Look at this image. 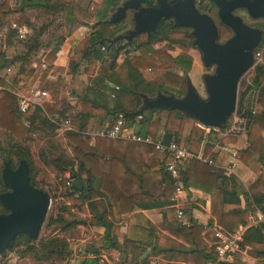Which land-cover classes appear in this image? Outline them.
Instances as JSON below:
<instances>
[{"label": "trees", "instance_id": "1", "mask_svg": "<svg viewBox=\"0 0 264 264\" xmlns=\"http://www.w3.org/2000/svg\"><path fill=\"white\" fill-rule=\"evenodd\" d=\"M101 1L104 11L99 13L98 20L91 26L86 43L81 50L82 60L70 61L68 67L69 73L75 75L83 66L81 62L84 64L82 68L85 71L91 65L93 67L95 62H100L95 81L101 86L109 88L113 92V98L109 103L91 100L86 95L82 96L79 99L80 110L71 116V125L79 131H84L88 129V122L94 116L109 113L114 116L112 125L122 116L126 126L136 127L138 134L161 138L166 142L174 140L180 143L186 118H188L184 113L162 108L147 110L140 118L128 116V114L141 105V94L150 97L155 96L158 92L176 97H181L184 94L186 76L193 61L192 56L188 53L192 48V37L189 32H180V29L184 28L161 20L156 32L151 36L147 37L146 34H141L130 43L121 44L120 41H117L108 48L107 40L126 30L128 23L125 21L111 23L106 20L108 8L119 5L120 0ZM63 5L62 0H18L14 6H9L4 0L0 2V29L11 21L18 25L25 24L31 27L33 25L32 18L27 15V9L41 10L43 14L50 15ZM199 9L209 13L207 4ZM217 26L220 41L231 36V31L227 27L220 22ZM12 40L13 34H10L8 47L15 45ZM158 43H168V47L165 49L154 48ZM38 45L36 38H30L29 41L21 45V49L10 60L4 58V55L2 56L0 68L7 64L14 67L12 78H9L13 84L17 82L16 78L29 76L32 73V69L29 68L30 58ZM173 46H178L181 52L175 55L169 54L167 49ZM259 50L264 53V35L255 52H259ZM56 51L57 47L50 48L45 62L51 64L55 59ZM121 54L124 58L121 65H118L116 60ZM175 68L179 72H175ZM146 72H151L154 75L161 72L162 81L154 82L152 77H146ZM249 78L252 80L253 87L257 89L255 114L247 133L248 144L246 148L236 152V157L239 161L246 163L253 156H257V159L264 164V64L255 65L249 71ZM109 82L113 84L112 88L109 87ZM249 90L250 87L239 90L237 107L240 110L243 109V101ZM55 112V109L44 104L43 107L34 106L29 112L21 113L18 109V97L14 93L13 87L3 79L0 80V131L6 136L4 141L0 140V194L9 190L2 179L4 164L8 163L14 169L20 160H25L29 166L30 183L47 192L40 177L42 169L34 159L29 145L32 135L40 131L48 137L49 149L47 153L40 152L39 158L43 165L50 167L59 188L61 187L57 198H70L78 194L81 200H94L101 196L109 201L114 200L116 198L114 191L79 190L76 181L73 182L72 176H70L71 185H66V179L62 177L66 170H69L71 175L74 174V177H80L81 172L85 171L87 176L92 179L94 174L92 170L90 171L91 168L88 164L94 163L97 159H94L90 154V151L92 152L94 149L88 147V138L83 139L79 133L70 132L67 134L68 139L75 144L73 156L67 154L54 142L53 137L58 126L52 119L57 120V116L66 117L65 110L58 111L57 116H55ZM195 122L197 121L195 120ZM227 123L228 120L221 129H224ZM230 139L234 140V138ZM118 140L120 139H110V141ZM130 143L144 147L148 153L155 152L150 145ZM178 169L179 176L175 179L166 172L164 160L160 163L161 179L159 182L166 183V186L164 190L160 188L159 192L155 189V185H152L150 192L152 202L146 207L172 206L175 202L172 195L175 192L176 182H180L186 188L195 187L209 194L212 215L209 225L214 222L226 232L232 233L246 226L249 222V210L253 206L264 213V170L245 187L234 175L223 176L213 166L197 159L187 161ZM155 176L158 174L153 172L152 178ZM219 179L224 183L219 185ZM242 195L247 198V208L241 206L240 196ZM117 198L122 199L119 194ZM58 202L55 211L48 214L42 229L43 235L36 242L29 239L26 234H19L10 242L5 253L16 249L21 256L29 255L36 264H65L71 255L69 239L72 237V231L78 224H83L85 221L74 218V215L69 211V206L64 201ZM7 212L8 210L0 202V214ZM165 212L171 214L174 209L170 207ZM93 219L97 224L106 226L105 237H108L109 226L106 224L105 217L100 219L94 215ZM204 230L197 224L178 227L175 233L185 240L187 247L179 245L177 242H171L170 249L176 246L173 250L179 253V257L173 256V258L181 259L188 264H244L240 251H230L224 260H218L215 251L205 252V242L201 237ZM142 231L146 232L144 229ZM160 245L158 241L155 248L161 249ZM240 247L241 249L249 247L259 259L258 264H264V223L247 227L243 232ZM5 253L0 256V264H8L2 259ZM90 262L96 264L97 259Z\"/></svg>", "mask_w": 264, "mask_h": 264}, {"label": "crops", "instance_id": "2", "mask_svg": "<svg viewBox=\"0 0 264 264\" xmlns=\"http://www.w3.org/2000/svg\"><path fill=\"white\" fill-rule=\"evenodd\" d=\"M109 8L107 17L111 13ZM72 11L75 14V11ZM103 11L104 8L99 7L95 13L96 17ZM89 24L73 25L67 34L50 42L45 54L38 57V48H43L42 42L47 38L45 34L40 35L43 41L38 43L39 45L32 55H35L38 61L30 59L29 68L32 69V73L29 76L18 77L17 83V86L23 90L31 87L45 90L42 88L45 84L50 87L64 85L68 88L69 95L64 99L63 97L53 98L51 95L44 99V104L55 109V116L58 111H66V117L57 116V120L52 119L58 126L55 132L65 141V150L70 156L75 153V144L68 139L67 134L75 132L79 133L83 139L88 138V147L94 149V151H90V154L97 160L94 163H86L94 174L92 179L87 176L85 171L81 172L80 177H74L69 170L67 171L72 176L74 183L77 180L81 181V189L114 191L116 198L118 194L122 197L121 200L117 198L118 201L116 198L109 201L102 196L94 200H81L78 194H75L70 198L63 199L74 218L85 221L83 224H78L72 231L78 233L69 239L71 255L65 264H93L90 261L94 259H97L96 264H188L181 259L173 258V256L179 257V253L173 250L176 246L171 249L169 247L171 242H177L179 245L187 247L185 240L175 233V230L182 226L176 215V203H179L182 208L184 220L188 222V225L197 224L205 229L201 237L205 242V252H211L214 251L215 242L211 229L215 223L212 222L213 224L209 225L212 220L209 194L195 187L186 188L178 182L183 193L176 196L175 189L172 195L175 202L172 206L146 207L152 202L150 193L152 185H155V189L159 192L160 188L164 190L166 186V183L159 182L161 179L159 165L164 160L163 154L156 151L148 153L144 147L131 144L130 141L121 139L110 141L107 138L101 139L87 135L89 131L111 126L114 116L109 113L94 116L89 120L87 130L79 131L71 123V130H61L60 121L71 120L70 117L80 110L79 99L82 96L86 95L91 100L109 103L113 98V92L109 88H105L95 81L100 62H95L93 70L89 72L83 70L84 64L81 62L83 66L75 75L69 73V62L82 60L81 50L92 26ZM67 25L69 24L67 23ZM124 41H120L121 44H124ZM56 47L54 61L51 64L45 62L50 48ZM154 48L161 47L156 44ZM191 56L193 61L188 76L194 67L198 68V60L193 54ZM123 58L122 54L117 58L118 65H121ZM262 62L264 64V60ZM109 87H113L111 82H109ZM46 91L48 92V90ZM256 96V89H250L247 92L243 101V109L246 112L255 107ZM131 129L136 131V127H131ZM230 138H234V140ZM181 143H185L194 152H203L210 156L214 162V165L211 166L219 174L234 175L245 187L264 170V164L257 159V156H253L246 163L239 161L236 157V152L246 148L248 144L247 134L240 137H222L217 132L207 134L198 122L190 123L186 120ZM186 162L184 161L180 166L185 165ZM74 169L76 170V166ZM153 172L158 176L152 178ZM218 183L221 185L224 182L219 179ZM240 199L242 208H247L246 196L242 195ZM170 207L174 209L171 214L165 212ZM250 212L251 210H249V215ZM94 215L100 219L105 217L106 224L109 226L108 237H105L106 226L97 224L93 219ZM251 225L253 224L249 221L244 227L246 229ZM158 241L162 246L159 250L155 248ZM88 247H95L97 252H88L86 250ZM240 253L244 264H258L259 259L249 247L241 249Z\"/></svg>", "mask_w": 264, "mask_h": 264}, {"label": "water", "instance_id": "3", "mask_svg": "<svg viewBox=\"0 0 264 264\" xmlns=\"http://www.w3.org/2000/svg\"><path fill=\"white\" fill-rule=\"evenodd\" d=\"M208 1L216 7L218 21L231 31V36L223 41L219 40L215 20L200 11L195 0H120L119 5L109 8L107 22L125 21L129 27L108 39V48L117 41L130 43L141 34L149 37L156 32L161 20L167 19L177 27L190 29L192 47L200 53L201 62L213 67V72L201 77L205 97L187 75L181 97L161 92L152 97L141 94V105L128 116L140 118L147 110L163 108L184 113L202 127L221 128L234 112L239 80L254 65L255 49L264 35L261 28L248 25L237 12L253 20L264 19V0ZM2 179L9 190L0 194V202L8 210L0 214V256L19 234H26L31 240L39 238L51 202L46 191L30 183L25 160H20L14 169L5 163ZM76 185L80 190L81 181L77 180ZM86 250L97 252L95 247Z\"/></svg>", "mask_w": 264, "mask_h": 264}, {"label": "built area", "instance_id": "4", "mask_svg": "<svg viewBox=\"0 0 264 264\" xmlns=\"http://www.w3.org/2000/svg\"><path fill=\"white\" fill-rule=\"evenodd\" d=\"M70 16V12L66 15ZM66 24V20L64 21ZM48 29L47 24L40 25L36 31L32 27H29L25 24L18 25L16 22L11 21L7 25L3 26L0 29V64L2 62V56L4 58H8L6 54V47H8V36L13 34V43L23 44L29 41L30 38H36L39 42L43 41L41 39L42 34H45V30ZM41 35V36H40ZM38 57L43 56L45 54V49L41 47L38 48ZM261 54L260 52L254 53V65L262 64ZM251 68V69H252ZM250 69V70H251ZM249 70V71H250ZM14 71V67L7 64L3 68H0V80L3 79L6 83H8L11 87H13L14 93L18 97V109L21 113L29 112L34 106L43 107L44 99L49 98L50 94L46 90H41L39 88L31 87L28 90H23L17 85L13 84L9 75ZM249 71H247L239 80L238 83V93L239 90L245 89L246 87H250V89H256L253 87L252 80L249 78ZM257 91V89H256ZM113 97V95H112ZM255 114V107L246 112L244 109H239L236 104V108L234 112L228 118V123L224 127L221 128H206L202 127L204 131L209 134L211 132H217L220 136H232V137H240L246 135L252 123V118ZM71 120L65 119L61 120L59 125L61 126L62 131L71 130L70 126ZM87 135L92 137H103L107 139H121L135 143H142L146 145H150L154 148L156 152H159L164 155V167L167 173L170 174L171 177L177 179L179 176V166L184 161H189L192 159H197L199 161L205 162L209 165H214V162L210 156L205 155L203 152H194L188 148L184 143H177L174 140H170L168 142L162 140L161 138H153L150 135H141L136 131L132 130L131 127H127L125 124V120L122 116H120L116 122L109 127L101 128L93 131L87 132ZM63 178L66 179V185L70 186V174L69 171H65L62 175ZM176 196H179L183 193L182 187L176 182ZM176 215L180 220L182 225H188V222L184 220V212L180 207L179 203H176ZM249 221L253 225H258L260 223H264V213L253 206L249 215ZM245 227H241L235 232L229 233L224 231L221 227L214 224L212 226L211 231L213 232V237L215 239L214 242V251L217 254L218 260H224L230 251H240V244L243 240V232ZM7 253L4 255L6 256ZM12 252H8V264H13L12 261H9V258L12 256ZM7 257V256H6ZM152 264V263H151Z\"/></svg>", "mask_w": 264, "mask_h": 264}, {"label": "rangeland", "instance_id": "5", "mask_svg": "<svg viewBox=\"0 0 264 264\" xmlns=\"http://www.w3.org/2000/svg\"><path fill=\"white\" fill-rule=\"evenodd\" d=\"M4 0H0V2H3ZM7 1L9 6H14L18 0H5ZM55 1V0H53ZM64 2V5L60 7V9L50 15H45L41 10H34V9H27V15L31 16L32 18V28L38 29L40 25L47 24L48 29L45 31L46 40L42 42L44 45L43 48L46 50L49 48V43L52 41H55L62 37L63 35L67 34L68 31L72 28L75 24H89L93 25L96 23L98 18L96 17L95 13L99 7H103L101 0H62ZM75 11V14L73 11ZM72 11V12H71ZM70 13V16L67 17L66 15ZM237 14L241 15L244 19V21L253 27L261 28L264 31V19H257L253 20L246 16L243 12H237ZM66 20V24H64V21ZM67 23L69 25H67ZM129 27V26H128ZM180 32H189L190 29L184 28L180 29ZM47 41V42H46ZM124 41V40H123ZM123 43V42H122ZM125 43V41H124ZM14 44V43H13ZM168 44V43H167ZM166 43H158V47H161L163 49L167 48ZM21 45V44H20ZM19 44L15 43V45H11L9 47H6V54L8 56V59L10 60L13 55H15L16 52H18L21 47ZM167 52L171 55H175L179 52H181V49L178 46L169 47L167 49ZM261 54V59L263 61L264 59V53L262 50H259ZM188 53L191 55L193 54L195 58L198 60V68L194 67L193 71L189 75V78L191 79V82L193 85L197 88L198 92L201 96L205 97L204 87L202 83V75L204 73H211L213 68L212 67H205L203 63L201 62L200 53L195 48H191ZM31 60H37L35 58V55L30 58ZM38 61V60H37ZM93 69L92 65L87 69L88 71H91ZM121 70V69H120ZM122 71V70H121ZM175 72H179L178 69H174ZM13 73V72H12ZM9 75V78H12L13 74ZM146 77H152L154 82H161L162 81V74L161 72L154 75L151 72L145 73ZM16 78V77H15ZM17 82L19 81L18 78H16ZM17 82L14 83L17 85ZM43 89L48 90L49 94L53 98L63 97V99L69 95V91L67 87H57L56 85H52L51 87L48 84H45L42 86ZM55 88V89H54ZM28 90V88L26 89ZM71 118V117H70ZM186 120L190 123H194L195 120L192 118H186ZM6 139V136L3 134V132L0 131V140L4 141ZM54 142L59 145L62 149L65 150L66 143L63 141V138L55 132V135L53 137ZM48 137H46L42 132L37 131L32 135V140L29 142V145L31 147V151L33 153V157L36 160L39 167H41V179L44 182V188L47 190V193L50 197V207L48 210V214L55 211L56 206L58 205V201H63L61 198H57V195L60 191L59 185L57 184V181L55 179L54 173L50 169L49 166H45L42 164V161L39 158L40 152L47 153L49 149L48 144ZM185 144V143H184ZM66 151V150H65ZM47 214V216H48ZM43 229V228H42ZM74 236L77 235V233L72 232ZM43 235V232L41 230L39 238ZM38 238V239H39ZM37 239V240H38ZM35 240V242L37 241ZM12 252V256L9 258V261H12L13 264H36L33 259L29 256H21L16 249ZM7 256V257H6ZM2 257L3 261H8V252Z\"/></svg>", "mask_w": 264, "mask_h": 264}, {"label": "flooded vegetation", "instance_id": "6", "mask_svg": "<svg viewBox=\"0 0 264 264\" xmlns=\"http://www.w3.org/2000/svg\"><path fill=\"white\" fill-rule=\"evenodd\" d=\"M195 3H196V6L198 7V9L200 7H202V6H205L207 4L208 5V8H209V13L208 14L210 15V11H211V15H212L211 17L215 20V22L217 23V25L219 24V21H218V19L216 17V11H217V9H216V7L214 6L213 3L209 2L208 0H195ZM130 20H132L131 17H129L128 22H130ZM162 20H166L168 23H172L170 20H167V19H162ZM130 27L131 28L133 27V23L132 22H130ZM212 72H213V70H212Z\"/></svg>", "mask_w": 264, "mask_h": 264}]
</instances>
